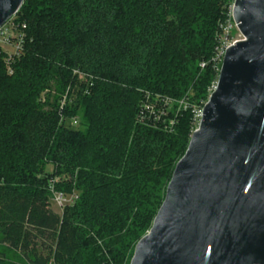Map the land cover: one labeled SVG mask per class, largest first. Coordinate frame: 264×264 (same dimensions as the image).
<instances>
[{
	"label": "trees",
	"instance_id": "obj_1",
	"mask_svg": "<svg viewBox=\"0 0 264 264\" xmlns=\"http://www.w3.org/2000/svg\"><path fill=\"white\" fill-rule=\"evenodd\" d=\"M233 1H24L21 49H0V264L131 263L216 86ZM51 187L76 197L61 214Z\"/></svg>",
	"mask_w": 264,
	"mask_h": 264
},
{
	"label": "water",
	"instance_id": "obj_2",
	"mask_svg": "<svg viewBox=\"0 0 264 264\" xmlns=\"http://www.w3.org/2000/svg\"><path fill=\"white\" fill-rule=\"evenodd\" d=\"M25 0H0V28ZM242 40L130 264H264V0H234Z\"/></svg>",
	"mask_w": 264,
	"mask_h": 264
},
{
	"label": "built area",
	"instance_id": "obj_3",
	"mask_svg": "<svg viewBox=\"0 0 264 264\" xmlns=\"http://www.w3.org/2000/svg\"><path fill=\"white\" fill-rule=\"evenodd\" d=\"M235 29L237 28L232 18V7H231L228 20L226 21V23H224L220 27L218 42H217V46L215 48L214 56H213V61L215 63L216 70L219 73H220L222 61L224 59L227 49L230 46L234 45L236 42L243 39L242 37L240 40H234V41L231 40V34L233 33ZM13 32L16 33V36L12 35ZM3 45H8V46L13 47L14 51L12 52V54L18 52L22 47V35L15 28L14 22L12 20H10L8 23H6L0 28V49H1V46ZM12 54H9V55H12ZM200 67L203 69L205 67V64H201ZM12 73L13 71L9 69V74L11 75ZM167 103H170V101H167ZM179 105L180 106L184 105V102L180 101ZM203 107L195 111V123L197 126L202 118ZM172 124L173 122L171 121V125ZM51 190L53 193L52 201H54L62 209L66 205L72 204L74 200L76 199V197L74 196L67 197L63 193L56 192L53 187H51Z\"/></svg>",
	"mask_w": 264,
	"mask_h": 264
},
{
	"label": "rangeland",
	"instance_id": "obj_4",
	"mask_svg": "<svg viewBox=\"0 0 264 264\" xmlns=\"http://www.w3.org/2000/svg\"><path fill=\"white\" fill-rule=\"evenodd\" d=\"M13 36H16V33L13 32L12 34ZM242 38V36L240 35V33L238 32L237 29H235L233 31V33L231 34V40H240ZM1 50L6 53L7 55L9 54H12V52L14 51V48L11 47V46H8V45H3L1 46ZM212 93V90L209 91V94ZM202 104V102H201ZM172 106H170V108H172ZM195 108H198L195 106ZM65 124L73 129H78L80 128V122L79 121H76L74 119L72 120H66ZM198 126H196V129H197ZM49 170L51 171L52 170V167L49 168ZM50 208L57 214H61L62 213V208H60L54 201L51 200L50 202Z\"/></svg>",
	"mask_w": 264,
	"mask_h": 264
}]
</instances>
